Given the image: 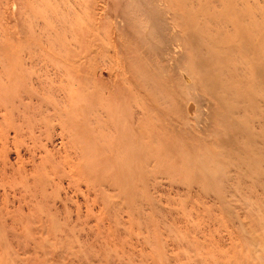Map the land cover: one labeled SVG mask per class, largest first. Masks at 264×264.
Listing matches in <instances>:
<instances>
[{"label":"rangeland","instance_id":"1","mask_svg":"<svg viewBox=\"0 0 264 264\" xmlns=\"http://www.w3.org/2000/svg\"><path fill=\"white\" fill-rule=\"evenodd\" d=\"M0 264H264V0H0Z\"/></svg>","mask_w":264,"mask_h":264},{"label":"bare ground","instance_id":"2","mask_svg":"<svg viewBox=\"0 0 264 264\" xmlns=\"http://www.w3.org/2000/svg\"><path fill=\"white\" fill-rule=\"evenodd\" d=\"M189 78H192V77H190V75H189ZM188 77H185L184 76V80H185V82L189 85H191L192 86V83H191V79H189ZM193 108H192V105H190V107H189V109H188V112H187V114H188V116H190V117H192V114H193V110H192Z\"/></svg>","mask_w":264,"mask_h":264}]
</instances>
